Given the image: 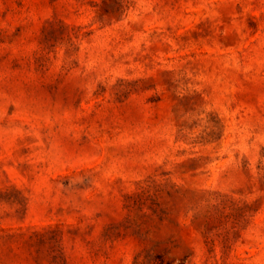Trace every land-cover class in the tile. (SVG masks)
I'll return each instance as SVG.
<instances>
[{
  "label": "rangeland",
  "instance_id": "obj_1",
  "mask_svg": "<svg viewBox=\"0 0 264 264\" xmlns=\"http://www.w3.org/2000/svg\"><path fill=\"white\" fill-rule=\"evenodd\" d=\"M0 264H264V0H0Z\"/></svg>",
  "mask_w": 264,
  "mask_h": 264
}]
</instances>
